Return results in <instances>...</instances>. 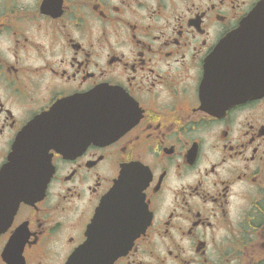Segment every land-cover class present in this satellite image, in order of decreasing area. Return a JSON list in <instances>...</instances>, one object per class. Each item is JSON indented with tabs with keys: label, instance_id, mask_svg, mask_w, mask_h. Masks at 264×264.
Returning <instances> with one entry per match:
<instances>
[{
	"label": "flooded vegetation",
	"instance_id": "flooded-vegetation-1",
	"mask_svg": "<svg viewBox=\"0 0 264 264\" xmlns=\"http://www.w3.org/2000/svg\"><path fill=\"white\" fill-rule=\"evenodd\" d=\"M262 2L0 0V168L67 98L110 134L68 130L42 195L0 222V264H68L123 168L149 178L152 219L112 264H264V97L203 98L208 59Z\"/></svg>",
	"mask_w": 264,
	"mask_h": 264
},
{
	"label": "water",
	"instance_id": "water-1",
	"mask_svg": "<svg viewBox=\"0 0 264 264\" xmlns=\"http://www.w3.org/2000/svg\"><path fill=\"white\" fill-rule=\"evenodd\" d=\"M258 36L264 37V2L223 39L208 59L203 98L209 105L227 108L264 96V48L259 46ZM87 101L71 98L55 104L17 138L0 171V220L12 218L20 204L42 195L50 176L48 152L56 149L68 150L66 155L73 153L69 131H92L87 141L97 138L93 131L100 121L80 110ZM140 182L128 174V169L123 170L120 182L97 209L85 245L68 264H79L81 258L84 264H112L126 254L149 224L148 207L140 196L144 188L137 186Z\"/></svg>",
	"mask_w": 264,
	"mask_h": 264
}]
</instances>
